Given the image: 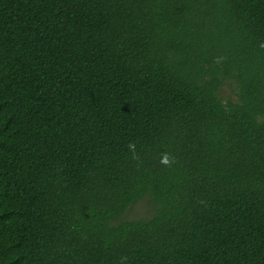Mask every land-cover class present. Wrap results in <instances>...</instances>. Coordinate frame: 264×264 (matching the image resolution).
Wrapping results in <instances>:
<instances>
[{
    "label": "trees",
    "instance_id": "1",
    "mask_svg": "<svg viewBox=\"0 0 264 264\" xmlns=\"http://www.w3.org/2000/svg\"><path fill=\"white\" fill-rule=\"evenodd\" d=\"M262 44L264 0H0V264H264Z\"/></svg>",
    "mask_w": 264,
    "mask_h": 264
},
{
    "label": "rangeland",
    "instance_id": "2",
    "mask_svg": "<svg viewBox=\"0 0 264 264\" xmlns=\"http://www.w3.org/2000/svg\"><path fill=\"white\" fill-rule=\"evenodd\" d=\"M221 95L224 101L228 100L229 97L232 98L233 97L232 87L230 85L224 87L221 92ZM152 210H153V206L146 198L140 201L139 203H137L135 206H133L124 216V219L135 220V219L146 218L151 215Z\"/></svg>",
    "mask_w": 264,
    "mask_h": 264
},
{
    "label": "clouds",
    "instance_id": "3",
    "mask_svg": "<svg viewBox=\"0 0 264 264\" xmlns=\"http://www.w3.org/2000/svg\"><path fill=\"white\" fill-rule=\"evenodd\" d=\"M261 47H264V44L261 45ZM137 145L135 142H129L128 144V149L132 153V158L133 159H139V153L136 150ZM178 162V159L176 156L172 155L169 152H164L161 153L160 155V164L164 166L166 169L171 168L174 164ZM128 257L127 256H122L120 258V264H126Z\"/></svg>",
    "mask_w": 264,
    "mask_h": 264
}]
</instances>
